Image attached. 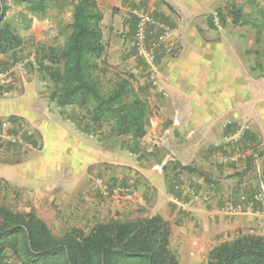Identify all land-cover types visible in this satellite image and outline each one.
<instances>
[{"label":"rangeland","instance_id":"obj_1","mask_svg":"<svg viewBox=\"0 0 264 264\" xmlns=\"http://www.w3.org/2000/svg\"><path fill=\"white\" fill-rule=\"evenodd\" d=\"M97 1L104 16H106L103 32L104 40L108 47L106 62L111 71L107 74L105 82L110 84L118 76L130 77V75H133L132 81L135 87H148L147 96L152 109L153 121H166L162 122L164 128L161 131V135H158V133L150 134L152 139L149 144L150 152H143L144 149L140 141H137V144H134V141L133 144H130L132 141L130 138L115 140V137L109 134L108 125L103 126L101 134L99 133V136L96 135L95 138L97 139L95 140L105 139L106 142L111 144L109 150L112 153L117 152V154H124L129 158L143 159L146 166L149 165V159L165 163V173H170L171 171L180 175L177 178L178 180L174 179V182L170 179L172 186L184 188L186 191L195 189L200 193V196H205L208 192L209 194L207 195H212V199L217 197L221 189L222 191H228V198L225 203L229 205L227 206L226 204V207L231 206L235 202H233L234 198L236 200L242 195H247L248 189L259 190L261 185L264 184V137L261 133L253 131V129L257 127L255 126V122H258L257 112L264 111V78L251 70L255 59L253 51L255 49L256 30L250 26H232L226 16V0H201L202 11L194 17L186 16L173 7L171 3L167 2L172 0ZM249 1L238 0L240 4L245 6L246 11L250 10ZM257 2L264 7V0H257ZM133 10L148 13L160 22L176 28L179 33V44H176L172 51L165 54L158 61L156 86L149 81L147 65L133 51V28L136 21L132 14ZM14 12L15 10L12 8L8 14L9 17ZM71 12V6L66 4V8L60 16L63 23L71 22ZM50 14L56 15L57 12L51 11ZM216 17L219 18L220 29L214 25ZM20 33L25 43L16 56L4 58L0 56V59H5L10 66L17 62L29 61L28 75L23 79L20 77V82L17 83L14 91L18 92L24 89L26 84L35 83L37 88L43 91L44 94H49L52 86L40 70L41 48L58 45L64 41V38H59V40L55 38L53 23L47 19L35 20L30 30H20ZM187 39L192 40V42L199 44L203 48L196 50L199 57L197 56L195 60L199 64L197 69H195L194 75L189 74L190 79L186 83L182 82L185 90L192 94L184 98H189V106L192 112H183L182 107H186V102H184L175 106V110L181 111L173 110L170 114L166 109H173L171 90L163 86L160 75L164 63H180L181 60L188 59L186 57L187 54L182 56ZM56 108L54 106L50 110L51 115L58 116L59 111L55 110ZM203 108H206L210 114L207 111L200 110ZM194 110L201 113V118L196 125L197 128L200 126V129L191 132V126L194 123L190 121L189 117L191 115L193 117ZM75 111V113H78L79 118L84 115L77 108ZM65 113L63 115H67ZM59 115L62 116V114ZM259 117L261 121L264 120V112ZM24 122L27 130L32 132L33 130L29 128L27 122L25 120ZM158 128L159 125L156 126L155 130ZM247 133L250 135V140L248 139V141H251V144L247 143ZM33 134L38 137L36 132H33ZM154 136L158 137L157 144H154L155 140L152 138ZM124 144H130L132 148L130 145L125 148ZM194 145L199 148L200 153L202 151L201 157L198 162H185V166H192L203 171L210 179V183H206L198 176L188 174L179 167V165L183 166L182 160L179 161L174 154L181 148L189 151ZM62 152L65 155L69 154L68 161L73 163V165L77 162L79 164L81 157H79V154L75 158L71 157L74 156V152L70 145L65 144ZM22 158L8 156L0 151V163L17 162L18 159L21 160ZM118 171L129 172V174H126L128 176L135 170L130 167L110 164H100L94 168L90 167L88 172L90 179L92 176H102L109 189L108 195L103 196L93 185L92 181L88 182L90 191H93L94 194L98 193L99 196H96L100 199L93 197L92 205L87 201L90 206H88L87 215L83 219L85 221L83 226L86 231L93 227L92 224L95 221L106 222L112 219H135L137 216L146 217L147 214H150L148 210L151 206L150 203L145 206L142 204H130L140 184L138 185V182L137 184L134 182V177L128 178L124 173L122 174L123 176L120 173V177ZM207 185L213 188L208 189ZM219 187V192L216 194L214 189ZM120 188L125 189L123 193L118 192ZM5 194L8 195L9 203L17 211L33 207L32 199L27 194L20 192V197L18 198L15 197L13 189H10L7 192H0V197ZM153 198L154 195L150 201ZM118 207H120V211L115 210ZM114 211L117 212L115 213ZM39 214L41 215L42 213ZM41 217L50 224L57 235H62L71 229L69 224L67 227H62L58 222L54 223L53 218L47 212L44 215L42 214ZM176 225L178 224L175 223L174 226ZM180 233L176 228H173L172 247L179 251L181 264H206L208 254L214 246L211 245L210 247L207 242H204L200 245V250L198 255H196L193 246L188 245L186 238ZM220 235L221 239L217 236L216 245L219 244L220 240H232L238 236L237 233L232 234V232H224ZM9 257L8 259L11 260ZM14 264L18 263L14 261Z\"/></svg>","mask_w":264,"mask_h":264},{"label":"trees","instance_id":"obj_2","mask_svg":"<svg viewBox=\"0 0 264 264\" xmlns=\"http://www.w3.org/2000/svg\"><path fill=\"white\" fill-rule=\"evenodd\" d=\"M226 3L232 26L256 30L251 70L264 78V7L257 0L249 1V11L238 0ZM66 4L72 12L71 22L65 24L60 16ZM12 8L15 12L9 17ZM46 19L53 23L55 38H64L40 52V70L52 86L50 102L60 110L74 107L69 118L89 136L95 137L108 125L112 137L144 139L152 117L148 87H135L133 75L105 82L111 70L106 62L104 13L97 0H0V56H16L25 43L20 30L28 31L35 20ZM135 29L136 21L133 35ZM11 66L0 59V71ZM5 90L11 92L12 87H0V93ZM76 108L83 112L82 117L75 113ZM8 119L23 120L16 116ZM26 138L38 148L35 134ZM16 151L14 157L20 158ZM179 167L210 183L203 171ZM10 189L20 197L18 188L0 179V192ZM8 200L7 194L0 197V264H6L9 256L18 264H181L179 251L172 247L173 225L161 215L112 219L98 222L88 231L71 228L57 235L35 208L17 211ZM206 264H264V236L240 232L236 238L214 246Z\"/></svg>","mask_w":264,"mask_h":264},{"label":"crops","instance_id":"obj_3","mask_svg":"<svg viewBox=\"0 0 264 264\" xmlns=\"http://www.w3.org/2000/svg\"><path fill=\"white\" fill-rule=\"evenodd\" d=\"M167 2L188 17H194L202 11L201 0H172ZM105 19L106 16H104L103 24ZM174 29L173 39L176 45L179 44L180 39L177 29ZM185 43L182 56L187 54L186 57L188 59L181 60L180 63H164L160 75L163 86L171 90L173 109H166L170 114L173 110L181 111L175 110V106L184 102H186V107H182L183 112H192L189 106V98L184 99L192 94L185 90L182 82L186 83L190 79L189 74L194 75L195 69H197L199 64L195 60L197 56L199 57L196 50L203 48L190 39H187ZM2 57L4 58L5 56ZM49 94H44L43 91L37 88V84L32 83L26 84L24 89L18 92L13 91L8 97L0 98V120L11 116L25 120L29 128L33 130L32 132L29 130L28 135L36 132L39 141L38 148L30 155L28 153L22 156L23 158L20 157L22 159L19 162L0 163V178L6 180L12 187L18 188L21 193L29 195L32 199L33 207L43 215L45 212L51 215L54 223L58 222L62 227H67L69 224L70 228H85L83 219L87 215L88 206H90L89 204L92 205L93 197L99 198L98 193L94 194L89 189L90 176L88 172L90 167L94 168L100 164H110L130 167L135 170L128 176L126 174H129V172L118 171L119 175L124 173L128 178L134 177V182L136 184L138 182V185L140 184L130 204H142L145 206L150 203L151 206L148 208L150 214H147L146 217L161 215L170 221L173 228H176L186 238V243L193 246L196 255H198L200 245L204 242H207L210 247L211 245L216 246V239H221L220 234L224 232H232V234L237 233L239 235L240 232L254 231L258 235L264 236V196L261 204H256L253 209L246 205L237 214L225 212V209H227V203L225 202L228 198V191H222L221 189V192L218 193L220 187L214 189V192L218 193L215 199H212V195L208 196V192L205 196L201 195L199 199H193L184 188L171 185L170 179L174 182V179L178 180L177 178L180 175L171 171L170 173H165V163L149 159V165L146 166L143 159L129 158L124 154H117V152L112 153L109 150L111 144L106 142L105 139L98 141L95 140L97 138L81 132L75 121L69 118L72 117L71 114L72 110L75 109L74 107L64 110L56 108L55 110L59 111L58 116L51 115L50 110L55 105L50 102ZM200 110L207 111L206 108ZM263 112H257L258 122H255L257 127L253 131L261 133L264 137V120L261 121L259 117ZM63 113L67 115H63ZM59 114H62V116ZM200 114V111L195 112L194 110L193 117L192 115L189 117L190 121L194 123L191 126V132L200 129V126L199 128L196 127L201 118ZM165 121L154 122L153 117H151L150 130L148 129L147 136L140 140V144H142L144 149L143 152L151 151L149 148V144L152 141L150 134L158 133V135H161V131L164 128L162 122ZM157 125H159V128L155 130ZM248 135L249 133L246 134V140L248 144H251V141H248V139L250 140V135ZM152 138L155 140L154 144H157L158 137L154 136ZM119 139L124 140L125 138H115V140ZM136 142L134 141V144H137ZM65 144L70 145L72 148L74 152V156H71L72 158L79 154V157H81L79 164L77 162L73 165V163L68 161L69 154L65 155L62 152ZM130 144H133V140ZM130 144H124V147L128 148ZM130 147L132 148L131 145ZM179 147L181 148V146ZM2 152L11 156L8 150ZM201 153L199 148L194 145L189 151L181 148L174 155L178 157L179 161L182 160L181 162L185 166L187 161L198 162ZM146 157L148 156L146 155ZM207 187L208 189L213 188L208 185ZM262 189H264V184L256 191L248 189L246 195L248 201H252L255 195L262 192ZM153 195L154 198L150 201ZM207 197L209 201H205ZM234 199L233 202H235L232 205L239 203L238 198ZM87 201L90 203L87 204ZM119 208L115 210L120 211L121 209ZM114 212L116 213L117 211ZM96 223L98 222L95 221L92 226ZM175 223L178 225L174 226ZM217 236L219 237L217 238ZM221 242L223 241L220 240L219 243Z\"/></svg>","mask_w":264,"mask_h":264},{"label":"built area","instance_id":"obj_4","mask_svg":"<svg viewBox=\"0 0 264 264\" xmlns=\"http://www.w3.org/2000/svg\"><path fill=\"white\" fill-rule=\"evenodd\" d=\"M133 16L136 19V29L134 32L132 47L136 53V56L147 65V74L149 81L152 85L157 84L158 73V61L165 54L172 51L175 47L174 28L166 23L160 22L148 13H143L139 10H133ZM214 25L220 27L219 18L214 19ZM28 62L21 61L13 64L8 70L0 71V87L6 89L12 87L14 91L17 83L20 82V77L23 79L28 75ZM13 91L0 93V97H8ZM28 130L23 120H10L8 118L0 120V151H7L11 149V156L15 150L18 157H22L35 148L27 141ZM90 181L97 188L99 193L103 196L108 195V185L104 181L103 177L97 175L92 177ZM125 189L120 188L118 192L123 193ZM187 194L193 199H199L201 196L195 189H188ZM264 196V189L260 194L253 197L252 201H248L246 196L240 198L239 203L231 204V206L225 209V212H231L232 214L240 213L244 206L248 205L250 209H253L256 204L262 203ZM205 201H209L208 197ZM250 202V203H249ZM6 264H14L13 260H9Z\"/></svg>","mask_w":264,"mask_h":264}]
</instances>
